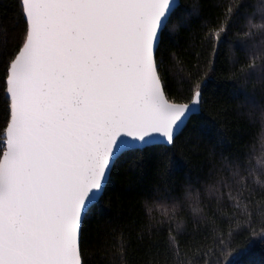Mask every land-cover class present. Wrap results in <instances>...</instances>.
Masks as SVG:
<instances>
[{"label":"snow or ice","instance_id":"obj_1","mask_svg":"<svg viewBox=\"0 0 264 264\" xmlns=\"http://www.w3.org/2000/svg\"><path fill=\"white\" fill-rule=\"evenodd\" d=\"M17 2V26L0 35V55L6 60L0 264H85L84 226L102 211L121 157L161 146L158 161L167 170L178 134L206 103L202 85L212 61L188 73L184 83L190 96L178 102L167 86L162 49L177 0ZM241 7L233 0L225 20ZM196 14L195 8L189 13ZM254 17H246L242 32L245 60L238 84L253 79L264 83V8L259 9V23ZM225 32L222 23L207 34L213 57ZM246 99L255 105L254 97ZM227 167L229 175L219 176L207 191L220 204L221 189H227L228 199L243 209V219L230 223L227 233L214 224L212 238L222 250L213 264H228L233 233L253 225L247 202L254 195L264 200V154L255 163L234 156ZM172 191L171 210L162 212L169 224L176 221L180 206ZM183 199L194 215L204 218L198 191L185 188ZM259 225L250 235L264 242V210ZM182 227L178 221L177 235ZM169 233V252L179 257V242L171 229ZM124 250L121 243V264Z\"/></svg>","mask_w":264,"mask_h":264},{"label":"trees","instance_id":"obj_2","mask_svg":"<svg viewBox=\"0 0 264 264\" xmlns=\"http://www.w3.org/2000/svg\"><path fill=\"white\" fill-rule=\"evenodd\" d=\"M232 2L180 0L162 41L167 86L178 102H186L190 96L184 83L188 73L212 61V71L202 85L206 103L169 150L171 159L166 171L161 170L158 161L159 152L164 150L161 146L127 152L121 157L101 202L102 211L84 226L85 264H121V243L125 245L124 264H197L200 258L203 264H213L222 250L212 238L214 224L227 233L230 223L243 219V209L228 199L227 189H221L224 199L220 204L216 194L207 191L219 176L229 175L227 165L234 156L242 155L255 163L264 154L260 142L264 83L255 79L246 84L237 82L245 60L240 45L242 32L247 30L246 17L255 14L253 22L259 23L264 0H236L242 7L225 20L226 7ZM193 8L197 14L189 15ZM19 11L17 0H0V35L5 30L11 33L17 26ZM222 23L226 32L221 34L213 57L212 37L207 34ZM5 69L6 60L0 55V148L6 120ZM246 97H254L255 105ZM185 188L200 193L204 218L194 215L183 199ZM169 190H174L172 196L179 199L180 205L176 221L171 224L162 215L163 209L171 210L174 202ZM247 203L253 225L233 233L227 245L228 264H264V242L250 235L253 228L259 231L264 200L254 195ZM161 220L164 223H159ZM178 221H183L179 235ZM169 229L179 242V257L169 252Z\"/></svg>","mask_w":264,"mask_h":264},{"label":"clouds","instance_id":"obj_3","mask_svg":"<svg viewBox=\"0 0 264 264\" xmlns=\"http://www.w3.org/2000/svg\"><path fill=\"white\" fill-rule=\"evenodd\" d=\"M260 142L262 146V151H264V129L261 130Z\"/></svg>","mask_w":264,"mask_h":264},{"label":"water","instance_id":"obj_4","mask_svg":"<svg viewBox=\"0 0 264 264\" xmlns=\"http://www.w3.org/2000/svg\"><path fill=\"white\" fill-rule=\"evenodd\" d=\"M177 4H178V7H179V5H180V0H177ZM201 111V110H200ZM200 111L199 112H197V113H195V114H193L191 117H190V119L193 117V116H195V115H198L199 113H200ZM190 119L188 120V121H186V126H187V124H188V122L190 121ZM185 128H183L182 129V131L184 130ZM181 131V132H182ZM181 132L178 134V136L181 134ZM147 148V147H146ZM145 149V148H144Z\"/></svg>","mask_w":264,"mask_h":264}]
</instances>
